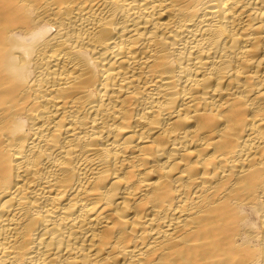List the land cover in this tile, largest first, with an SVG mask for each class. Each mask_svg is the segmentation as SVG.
Segmentation results:
<instances>
[{"label": "bare ground", "instance_id": "bare-ground-1", "mask_svg": "<svg viewBox=\"0 0 264 264\" xmlns=\"http://www.w3.org/2000/svg\"><path fill=\"white\" fill-rule=\"evenodd\" d=\"M0 264H264V0H0Z\"/></svg>", "mask_w": 264, "mask_h": 264}]
</instances>
